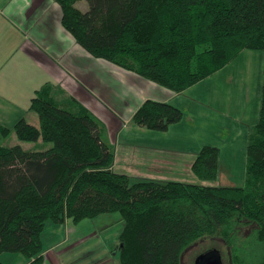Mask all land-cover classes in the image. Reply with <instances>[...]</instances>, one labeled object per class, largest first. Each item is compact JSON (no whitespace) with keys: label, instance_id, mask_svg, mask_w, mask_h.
<instances>
[{"label":"trees","instance_id":"obj_1","mask_svg":"<svg viewBox=\"0 0 264 264\" xmlns=\"http://www.w3.org/2000/svg\"><path fill=\"white\" fill-rule=\"evenodd\" d=\"M55 1L65 28L88 52L177 93L245 49L264 50V0ZM30 109L39 123L23 117L14 126L17 136L52 146L0 144V264L5 253L44 264L42 235L49 222L80 223L105 213L123 222L119 264H182L186 250L208 238L226 245L232 264H264V71L240 186L205 183L220 175L221 149L215 145H205L193 161L201 182L116 171L103 123L80 105L59 103L50 83L36 91ZM183 117L175 104L148 99L133 122L167 131ZM10 132L0 123L1 135Z\"/></svg>","mask_w":264,"mask_h":264},{"label":"crops","instance_id":"obj_2","mask_svg":"<svg viewBox=\"0 0 264 264\" xmlns=\"http://www.w3.org/2000/svg\"><path fill=\"white\" fill-rule=\"evenodd\" d=\"M62 18L61 5L55 0H0V121L13 116L14 122L25 117L38 124L39 116H33L34 121L29 119L30 103L36 91L50 83L59 103L71 108L80 105L107 125L108 132L103 135L115 148L116 171L140 178L199 182L192 164L202 148L198 151L177 148L175 143L174 148L169 145V137L184 119L167 131H156L135 124L133 115L148 99L171 102L184 109L187 103L183 99L192 100L188 91L202 81L177 93L96 57L77 42ZM113 98L117 99L116 104L112 103ZM176 140L183 141L181 136ZM159 141L161 145L157 144ZM96 219L113 221L95 227ZM115 222L120 226L110 238L108 249L101 247L103 242L95 240ZM55 225L68 230V237L63 231H52L54 238L48 243L43 232L44 264H111L108 255L113 244L119 243L123 227L118 214L105 213L78 224L67 219ZM106 249L108 253L97 257ZM112 255L114 264H119L116 253ZM2 259L4 264L31 263L21 253H5Z\"/></svg>","mask_w":264,"mask_h":264},{"label":"rangeland","instance_id":"obj_3","mask_svg":"<svg viewBox=\"0 0 264 264\" xmlns=\"http://www.w3.org/2000/svg\"><path fill=\"white\" fill-rule=\"evenodd\" d=\"M81 7L87 9L88 3L83 1ZM263 71L264 50L245 49L226 67L213 76L202 80L200 85L188 91L187 94L192 100L183 99L187 103L184 109L181 108L184 111L183 119L185 122L175 132L173 131L172 134L177 136L176 138L174 135L169 137V145L173 147V143H175L177 148L198 149V151L205 145H215L221 149V170L218 180L214 182L205 181V183L244 185L249 135L251 127L259 119ZM194 99L195 101H193ZM183 100L179 101L185 103ZM116 101L117 99L114 100L113 98L112 103L116 104ZM64 105L68 106L67 104ZM175 105L178 106V104ZM33 116L38 117L37 113L30 109L29 119L32 120ZM2 119L0 123L9 127L11 132L6 136L0 134V144H21L27 149H47L52 146L51 142H45L42 139L37 142L19 139L14 128L17 121L14 122L13 116H6ZM104 130L108 132L106 124ZM179 136L183 141L176 140ZM157 144L161 145L162 143L159 141ZM199 182H201L200 179ZM106 221L112 222L113 219H96L95 222L98 225L95 223V227L101 226ZM119 226L120 224L117 222L109 225L107 230L101 232L100 239H96L95 242H103L100 246L108 249L109 240L114 237ZM59 230L63 231L62 234L65 232V237H68V230L49 222L44 231L46 241L50 243L54 238L51 232ZM107 249L101 250L97 257H101L103 253H108ZM111 249L112 252L116 253L115 257L118 259L116 244H113ZM211 250L218 251L223 264H232L228 248L221 240L215 238L203 239L190 246L183 254L182 264H196V258L200 254ZM112 252L108 257L111 264H114L115 259Z\"/></svg>","mask_w":264,"mask_h":264},{"label":"water","instance_id":"obj_4","mask_svg":"<svg viewBox=\"0 0 264 264\" xmlns=\"http://www.w3.org/2000/svg\"><path fill=\"white\" fill-rule=\"evenodd\" d=\"M214 251H216L217 255L216 254L212 255V259L209 262V264H223V261L221 260V256L218 253V251L217 250H214ZM208 254L209 253L206 252V253H203V254L199 255L198 258H197V263L196 264H200L205 258H207Z\"/></svg>","mask_w":264,"mask_h":264},{"label":"flooded vegetation","instance_id":"obj_5","mask_svg":"<svg viewBox=\"0 0 264 264\" xmlns=\"http://www.w3.org/2000/svg\"><path fill=\"white\" fill-rule=\"evenodd\" d=\"M206 253V252H205ZM208 256L207 258H205L200 264H209V262L211 261L212 259V255H215L216 254V251L214 250H211V251H208ZM201 255V254H200ZM217 255V254H216ZM198 258V257H197ZM197 258H196V263H197Z\"/></svg>","mask_w":264,"mask_h":264}]
</instances>
